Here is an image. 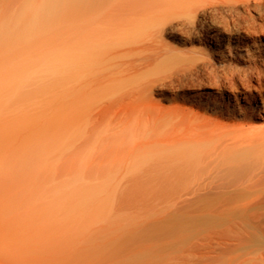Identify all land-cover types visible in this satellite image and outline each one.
Listing matches in <instances>:
<instances>
[{"label":"rangeland","instance_id":"1","mask_svg":"<svg viewBox=\"0 0 264 264\" xmlns=\"http://www.w3.org/2000/svg\"><path fill=\"white\" fill-rule=\"evenodd\" d=\"M192 15L190 10H184L173 24L179 21L180 27L175 30L170 24L165 25V17L160 23L162 17L150 21L142 34L148 30L150 34L152 28L156 35L164 27L154 47H147L146 41H141L144 37L138 35L140 32L131 35L134 38L129 35V45L134 44L135 38L136 43L142 42L133 46L136 50L130 47L135 50L133 53L124 52L119 59L123 76H127L123 80L129 87L121 84L119 90L113 87L115 91L100 87L108 95L99 91L94 98L93 93L86 113L74 106L75 64L72 51L65 53L69 48L57 50L59 55H65L59 56L62 59L20 60L13 54L44 56L53 50L35 45L0 46V172L5 170L9 174V199L0 202V235L8 243L0 252V264H114L98 261L96 246L116 247L113 241L116 230L132 220L145 218L154 205L167 201L170 196L134 189L131 183L125 182L129 175L126 170L134 164L141 166L149 162L150 144L159 139L150 138L160 131L167 135L164 140L168 142L173 141L174 134H177L174 141L185 136L183 129L196 130L189 120H184L189 122L188 126L181 120L180 128L176 122H173L175 127L171 124L175 130L164 124L168 135L162 132L163 124L156 126L160 118L169 116L168 113L171 116L170 108L174 112L175 108H184L186 113H204L202 119H212L216 113L200 109L192 99L194 93L207 87L218 98L221 89L264 82V0H217L215 11L199 16L196 25L192 24ZM213 21L223 35L220 41L209 37L210 28L215 27L206 25ZM232 38H239L238 45L228 49L227 39ZM8 55L9 59L5 58ZM143 56L149 57L146 62ZM122 86L127 90L123 91ZM131 89L132 95L138 89L135 100L129 96ZM126 91L129 94L122 97ZM110 98L113 99L108 102ZM114 99L120 101L114 102ZM92 102L94 106L90 105ZM159 109L164 112L162 117L158 115ZM151 125L156 126L153 131L158 129L153 136ZM140 130L146 131L143 136ZM78 131L88 132L81 151ZM128 133L134 141L128 140ZM123 137H128V143ZM118 143L122 146L119 153L116 152Z\"/></svg>","mask_w":264,"mask_h":264},{"label":"bare ground","instance_id":"2","mask_svg":"<svg viewBox=\"0 0 264 264\" xmlns=\"http://www.w3.org/2000/svg\"><path fill=\"white\" fill-rule=\"evenodd\" d=\"M208 1L0 0V46L18 48L35 45L53 50L44 56L12 52L20 60L62 59L57 50L71 49L65 53L72 51L75 64L74 106L80 112L86 110V113L93 93L95 98L103 89L110 88L108 91H112L113 87H117L119 90L121 84L125 88L129 85L123 80L126 74L123 76L119 65L124 52L131 54L138 46L136 38L134 41L132 39L136 44L129 45V35L134 36L138 32V35L142 34L141 31L145 30L150 21L160 17L159 23L165 17V25L170 24L171 29L175 30L180 27L179 21L176 25L173 24L181 18L184 10L193 13L192 24L196 25L199 16L205 17L206 13L215 11L217 0ZM214 24L215 21L206 25L207 28L215 27L210 28L212 31L209 29V37L220 41L223 35ZM163 29L164 27L160 30ZM148 32L142 34L143 39L140 36L137 38H141L142 42L146 41L147 47H152L155 39L161 35L158 32L153 35L152 28V34ZM133 36L131 37L134 38ZM227 41L228 49H232L238 45L239 38ZM5 58L9 59V55ZM147 59L143 56L145 62ZM145 87L143 89L146 90ZM125 88L122 86V90ZM132 89L128 94L135 100L134 95L138 89L133 90L134 95L131 93ZM95 92L98 93L96 96ZM145 93H142L143 96ZM128 94L126 91L122 97ZM217 96L218 98L213 97L207 87L192 96L200 109L216 113V117L212 119H202L204 113L201 110L203 114L189 113L190 111L186 113L184 108H175V112L174 108H170L173 114L170 116L168 113L169 116L165 114L162 117V113H167L169 109L161 108L164 112L159 109L158 115L162 118L159 120L158 117L157 127L167 123L175 127L177 125L174 126V123L179 124L181 120L183 125L188 126L189 122L184 120H189L196 130L190 127L192 131L186 132L183 129L186 135H179L181 138L175 141L177 134H174L173 141L169 139L167 142L161 131L150 138H159L150 144L151 159L145 165L134 164L127 169L129 175L125 182L131 183L134 189L170 196L167 201L154 205L145 218L132 220L116 230L113 235L116 247L98 244L95 248L98 261H111L114 264H264V82L259 80L254 86L244 84L233 86L229 90L221 89ZM115 101L119 102L120 99H114ZM94 103L90 105L94 106ZM78 115L79 112L76 116ZM151 121L155 124V120ZM149 126L150 123L147 127ZM156 126L151 128L152 136L157 133L158 129L153 131ZM178 126L180 128L182 125ZM172 128L171 130L174 129ZM145 132L141 133L140 130L141 135ZM152 132L147 133L146 137ZM162 132L168 134L166 129ZM134 133L136 137V129ZM131 134L128 136L130 142L134 141ZM159 134L163 136V140ZM170 134L173 135V132ZM86 135L88 132L82 134L78 131L80 151ZM141 135L140 137L143 136ZM128 137L123 138L126 141ZM123 138L122 143L125 142ZM118 142L121 143V140ZM116 147V152L119 153L121 144L118 143ZM3 199H9V174L5 170L0 172V202ZM148 240L150 244H147ZM7 244L0 235V252L7 248Z\"/></svg>","mask_w":264,"mask_h":264}]
</instances>
